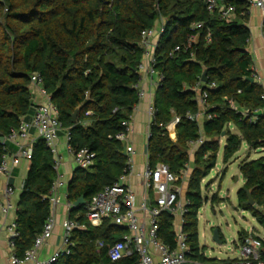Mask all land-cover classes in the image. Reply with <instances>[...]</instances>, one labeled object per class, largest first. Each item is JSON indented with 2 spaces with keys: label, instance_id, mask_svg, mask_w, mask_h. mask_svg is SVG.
Returning <instances> with one entry per match:
<instances>
[{
  "label": "trees",
  "instance_id": "1",
  "mask_svg": "<svg viewBox=\"0 0 264 264\" xmlns=\"http://www.w3.org/2000/svg\"><path fill=\"white\" fill-rule=\"evenodd\" d=\"M223 2L235 7L236 18L223 19L218 12H209L207 0H0V137L6 138L5 143L0 142V160L10 132L34 111L31 75L35 72L43 78L63 127L70 131L74 151L89 148L96 153L94 165L79 167L68 184V200L74 204L83 196L86 202L71 207L69 218L78 226L73 230L71 252L53 264L135 263V257L110 260L109 247L128 230L109 219L92 225L85 216V205L123 173L126 157L116 134L124 131L139 102L134 85L144 52L142 32L154 28L162 17L164 31L156 47L155 68L163 80L155 95L148 161L152 166L165 163L179 172L190 161V145L204 139L195 153L183 231L190 260L219 263L205 257L200 245L198 215L205 202L202 181L216 166L224 132L225 163L243 143L255 149L264 147V112L250 122L230 104L233 100L251 111L264 110L263 87L249 80L253 65L248 50L250 4L248 0ZM198 23L202 25L194 26ZM177 46L180 50L174 52ZM204 70L208 71L207 85L201 88L209 93L206 115L213 117L206 118L202 133L198 120L187 114L199 111L198 92L192 87L202 80ZM212 82L216 87L209 89ZM78 106L81 109L74 122L72 115ZM176 115L181 121L173 140L167 127ZM230 124L241 135L233 133ZM53 163L45 142L36 140L17 203L19 236L14 242L20 258L33 246L50 214L44 196L57 177ZM240 170L246 182L237 193L239 207L249 211L264 229V156L245 159ZM250 197L254 204L249 203ZM213 201L220 199L214 195ZM174 222L175 215L168 211L159 219L158 236L172 248L176 246ZM247 234L240 230L239 240ZM99 242L104 243L102 247ZM261 251L264 258V238Z\"/></svg>",
  "mask_w": 264,
  "mask_h": 264
},
{
  "label": "built area",
  "instance_id": "2",
  "mask_svg": "<svg viewBox=\"0 0 264 264\" xmlns=\"http://www.w3.org/2000/svg\"><path fill=\"white\" fill-rule=\"evenodd\" d=\"M248 2L251 6H257L264 12V0H248ZM207 8L211 13L218 12L223 19H232V17L236 15L235 7L230 4H224L223 0H207ZM201 25V23L194 24V26L197 27ZM163 31L164 25H161L159 29L149 28L142 32L141 45L144 52L142 60L138 64V72L140 76L134 85V88L137 89L139 101H141L145 95V91L141 88L143 74L151 77L156 76L157 79L155 81L153 79V84L157 87L161 86L163 75L155 68V52L157 47L155 38L160 36ZM207 39L208 41H211L210 33L208 34ZM191 41L189 42V46L192 44ZM179 50L180 47L177 46L174 52ZM251 71V78L261 85V79L253 65ZM203 84L207 85L206 82L201 80L193 86L192 89L198 92L197 101L199 106L207 109L209 93L208 89L201 88ZM214 87H216V83L212 82L208 84L209 89ZM32 89L43 91L47 95V92L43 87V78L39 73L35 72L31 75V90ZM230 104L233 109L238 113H241L242 117L247 118L250 122H255L257 119L259 109L251 111L248 108L238 106L233 100H230ZM155 112L156 108L152 105L150 107V114L152 117ZM90 113V111L87 112V114ZM187 117L197 120L198 114L193 115L188 113ZM211 117H213L212 114L207 115V118ZM180 121L181 117L176 115L171 124L176 126ZM32 130L37 134L36 139L31 135ZM62 130H65V128L59 118V111L52 102V98L49 96L46 102L37 103L35 105L30 121L22 119L19 127L13 129L7 137V140L18 148V153L15 155L10 154L6 147V153L0 160V182L2 179L6 178L5 188L0 199V205L4 214H7L11 210L17 211V207L13 204V196L16 189L14 185L10 183V178L12 176L14 165L17 163L18 156L31 159L33 145L36 140L42 139L54 155L53 168L57 172L55 181L49 192L44 196V200L49 202L51 208L50 214L42 232L36 236L33 246L26 251L23 258H20L15 251L14 238L19 236L16 220L12 221L7 226L9 244L13 248L10 258L11 264H24L29 262H32L33 264H53L61 257L68 255L71 252L73 230L78 226L70 218H67L63 223V246L47 258H38L40 249L53 235L56 224L55 212L57 206L61 203L60 188L64 185V181L59 172L61 156L59 155L58 149V136L59 132ZM132 130L131 116V118L125 122L124 131L116 134V139L121 142H128L123 173L118 180L113 184L105 186L103 190L93 196L91 201L85 205V216L94 226H99L103 220L109 219L112 223L113 221H116L115 225L125 227L129 231V233L125 234L121 240L115 242L109 247L108 256L112 262H118L127 258L133 259L135 257L134 264H181L185 261L195 263L196 261L190 260L187 257L189 246L187 244L186 234L183 231L184 220L182 227L178 231H175L176 246L174 248L163 242L158 236L159 219L163 212H169V210H171V213L175 216H184L185 213L189 211L188 206L190 202L188 201L183 205L179 200L185 188V181L191 175L189 163L179 172H173L165 163H158L156 166H152L149 161H147L143 171V179L146 188L155 193V199L152 205L144 203L143 209L147 211L148 219L142 220L135 210L136 196L131 187L125 183L126 177L132 172L135 164V147L128 139ZM66 134L67 148L74 153L77 164L82 168L93 166L96 159V153L89 148H81L78 151H74L68 141L70 140V132L66 130ZM203 140V138H200L196 143L201 144ZM10 156L12 157L11 160L9 159ZM72 205L73 203L69 201L68 206L72 207ZM103 244V242L98 243L100 247H102ZM151 244L159 250V257H156L150 252L149 246ZM236 246L239 253L237 257L226 259L218 258L217 260L219 263L217 264H264V258L261 251L262 238L254 235L253 230L248 231V234L243 240H239V242L236 243ZM237 248H234V250ZM202 254L207 257L206 251H203Z\"/></svg>",
  "mask_w": 264,
  "mask_h": 264
},
{
  "label": "crops",
  "instance_id": "3",
  "mask_svg": "<svg viewBox=\"0 0 264 264\" xmlns=\"http://www.w3.org/2000/svg\"><path fill=\"white\" fill-rule=\"evenodd\" d=\"M248 12L249 13H248L247 26L250 29V38L248 40V50L252 56L253 66L257 70L259 78L261 79V85L264 90V29H263L264 12L257 6H251V5L249 7ZM234 18H236V15L232 17V19ZM164 23H165V20L162 17L156 22V25L154 28L159 29L161 25H163ZM160 36L155 38L156 44H158ZM153 79L155 81L157 77L156 76L151 77L146 74H143L142 76L141 88L145 91V95L134 108V111L132 113L133 130H132V133L128 137L129 142L132 143L135 147V155H134L135 164H134L132 172L126 177L125 183L131 187L132 191L134 192L136 196L135 210H136L137 215L142 220L148 219V213L147 211L143 209L144 203H147L148 205H152L155 199V193L152 190L149 191L146 188L144 179H143V171H144L145 165L149 158L148 140L150 138V124L153 118L150 114V107L152 105H155V95L158 89V87L153 84ZM49 96H50L49 94L46 95L43 91L32 89V100L34 103L33 110L37 103L46 102ZM90 112L91 113L88 115L92 114V111ZM32 114L33 112L22 119L30 121L32 118ZM197 114H198L197 120L199 122L200 128L203 133L204 121L207 118L206 109L200 107ZM171 123L168 125L167 128H168V131L172 139L176 140L177 139L176 126L172 125ZM229 128L233 133L237 135H241V132L237 126L230 124ZM66 130L68 129L65 128V130L60 131L59 136H58V149H59V155L61 156L59 172L61 173L62 180L64 181V185L60 188L61 203L57 206V209L55 212L56 224L54 227L53 235L47 241V243L40 249L38 253L39 259H44V258L49 257L51 254H53L55 251H57L63 246V234H64L63 223L67 218H69V215H70L71 207L68 206L69 200L67 198V187L75 171L80 166L77 164L75 160L74 153L70 151L69 148H67ZM68 132L70 131L68 130ZM31 135L36 139L37 134L34 130L31 131ZM70 139H71V134H70ZM68 141L70 143V140ZM5 142H6V139H5ZM226 143H227V137L222 136V138L220 139L221 148H220L218 159H217V163H218L219 162L218 160L221 154L222 155V166L220 169H218L216 168L217 166V163H216V166L214 169H216L217 171V177L215 178L214 182L208 183L207 182L208 176L203 179L202 181L203 196L205 197V202L209 201L213 209H215L216 207H219V210H221L222 209L221 207L223 206L221 202L213 201L214 195H217V197H219V199L221 200H225L226 198L228 199V203H226L227 207L244 210L243 208L239 207L238 195H237L239 189L243 187L246 182L243 175H242L243 180L241 181V184H239V186H237V188L235 189L236 203L233 202L230 192L228 193L227 196H220L219 192H215V190H213V187L216 185L220 186L225 181V179L228 178V174L231 172L233 164L237 163L238 171L241 173L240 164L245 159L257 160L260 157H263L264 147L255 149V148L250 147L247 143H243L242 147L235 154V156L228 163H225L224 162V148L226 146ZM200 145L201 144L196 143V142L190 145V149H189L190 173L192 172L195 166V153L198 150ZM6 147H7V151L10 154L15 155L16 153H18V148L13 143H11L9 140H7ZM11 158L12 157L10 156L9 159L11 160ZM29 169H30V159H26V158L18 156L17 163L14 165L12 176L10 178V183L14 185L16 190L19 191L18 193H21L23 189ZM225 169H226V172L223 175ZM190 176L185 181V188L179 199L180 203L183 205L189 201L187 192H188L189 182L191 178ZM232 176H233V173H231V177ZM233 178L236 180V183L240 181L239 176H233ZM5 181H6V178L2 179V181L0 182V199L3 195V190L5 188ZM229 191H232V188L229 189ZM19 195L20 194H18L17 199H16L17 203H18ZM72 206H74V204ZM15 207H17V204ZM16 218H17V211L11 210L7 214H4L2 212V207L0 205V264H11L10 258H11L13 248L9 244V234L7 231V226L12 221L16 220ZM183 220H184V216L182 215L175 216V222H174L175 231H178L182 227ZM252 230L255 235L261 238H264L263 227H262L263 233L255 230V228ZM127 233H129V231ZM149 249L153 255H155L156 257H159V254H160L159 250L154 245L151 244L149 246ZM232 251L235 252L236 249L235 250L232 249ZM24 264H33V263L29 262V263H24Z\"/></svg>",
  "mask_w": 264,
  "mask_h": 264
},
{
  "label": "rangeland",
  "instance_id": "4",
  "mask_svg": "<svg viewBox=\"0 0 264 264\" xmlns=\"http://www.w3.org/2000/svg\"><path fill=\"white\" fill-rule=\"evenodd\" d=\"M219 162L217 163L216 168L220 169L222 166V155L220 154ZM239 176L240 181L236 183V180L231 177ZM217 177L216 169H213L207 177V182H214ZM243 180L242 174L238 171L237 163L233 164L231 172L228 174V178L220 186H214L213 190L219 192L220 196H227L228 193H231L232 200L236 203L235 189L241 181ZM232 188V191L229 189ZM19 191L15 190V195L13 196V204H17V196ZM63 199V198H62ZM64 200V199H63ZM223 204L222 209L219 210V207L213 209L210 202H205L203 207L199 211V238L200 244L207 253V257L211 259H226V258H235L238 253V248L236 243L239 242L238 232L242 229L250 231L255 228V230L262 232V227L259 223L253 218L251 213L246 210L227 207L228 199L221 200ZM216 211V212H215ZM220 228L222 233L223 243L219 244L213 240V230L214 228ZM236 243H235V242ZM237 248L235 252L232 249Z\"/></svg>",
  "mask_w": 264,
  "mask_h": 264
},
{
  "label": "water",
  "instance_id": "5",
  "mask_svg": "<svg viewBox=\"0 0 264 264\" xmlns=\"http://www.w3.org/2000/svg\"><path fill=\"white\" fill-rule=\"evenodd\" d=\"M207 75H208V71L207 70H204L203 74H202V81L203 82H207ZM250 81L254 82V79L253 78H249ZM81 107L78 106L76 108V110L74 111L72 117H73V121L74 122H77L78 120V114H79V111H80ZM263 113L262 110H259L257 115H261ZM226 133L224 132L223 133V136H225ZM0 142L1 143H4L5 142V137L4 136H1L0 137ZM127 146H128V142L127 141H124L123 142V156H126L127 155ZM86 201H85V198L82 196L80 197L75 203H74V206L75 207H79L80 205L84 204ZM249 203L250 204H254V200L250 197L249 198ZM169 212L171 213V210H169ZM113 224H116V221H113ZM213 240L216 242V243H219V244H222L223 243V240H222V233H221V230L220 228L216 227L214 228L213 230ZM181 264H206V263H201V262H195V263H192V262H189V261H185Z\"/></svg>",
  "mask_w": 264,
  "mask_h": 264
}]
</instances>
